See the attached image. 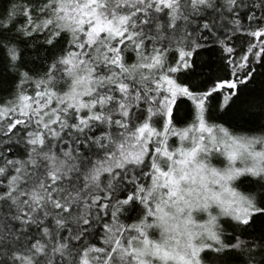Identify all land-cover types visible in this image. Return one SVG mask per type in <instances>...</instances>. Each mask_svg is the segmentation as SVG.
I'll return each instance as SVG.
<instances>
[{"label": "snow or ice", "instance_id": "snow-or-ice-1", "mask_svg": "<svg viewBox=\"0 0 264 264\" xmlns=\"http://www.w3.org/2000/svg\"><path fill=\"white\" fill-rule=\"evenodd\" d=\"M0 264H264V0H0Z\"/></svg>", "mask_w": 264, "mask_h": 264}]
</instances>
